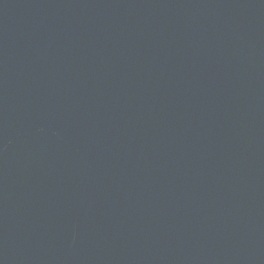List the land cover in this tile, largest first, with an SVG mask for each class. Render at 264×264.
Instances as JSON below:
<instances>
[{
  "label": "water",
  "instance_id": "obj_1",
  "mask_svg": "<svg viewBox=\"0 0 264 264\" xmlns=\"http://www.w3.org/2000/svg\"><path fill=\"white\" fill-rule=\"evenodd\" d=\"M0 264H264V0H0Z\"/></svg>",
  "mask_w": 264,
  "mask_h": 264
}]
</instances>
